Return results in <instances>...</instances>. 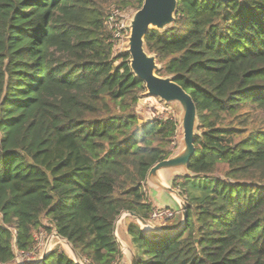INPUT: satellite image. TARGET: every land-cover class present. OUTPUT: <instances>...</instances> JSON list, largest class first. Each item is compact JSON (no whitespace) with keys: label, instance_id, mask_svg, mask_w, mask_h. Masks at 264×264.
<instances>
[{"label":"trees","instance_id":"1","mask_svg":"<svg viewBox=\"0 0 264 264\" xmlns=\"http://www.w3.org/2000/svg\"><path fill=\"white\" fill-rule=\"evenodd\" d=\"M141 5L0 0V264L32 253L40 230L88 264H128L115 222L148 219L147 174L178 127L138 120L144 84L104 26L112 7ZM144 42L196 106L184 183L210 182L173 235L125 218L135 264H264V0H177L172 26ZM40 264L77 263L55 248Z\"/></svg>","mask_w":264,"mask_h":264},{"label":"water","instance_id":"2","mask_svg":"<svg viewBox=\"0 0 264 264\" xmlns=\"http://www.w3.org/2000/svg\"><path fill=\"white\" fill-rule=\"evenodd\" d=\"M217 1L226 3L228 1L240 2L241 0ZM176 10L177 0H142L141 7L133 13L129 22L126 53L130 58L129 66L132 74L144 84V97L157 98L164 104L174 103L180 109L178 124L182 133L181 142L168 159L155 164L149 170L146 178L149 196L152 193H156L158 196L163 193L169 195L179 207L176 214L180 216V220L177 225L165 229L156 227L135 214L123 213L115 222L114 233L118 223L126 217L133 218L139 224L142 233L152 239L173 235L182 230L186 224V200L172 189L171 183L175 176L182 175L189 178L194 176L188 171V165L195 155L194 142L199 128L196 106L191 96L174 81L173 77L157 75L161 66L157 63L155 55L148 53L144 42L149 30L163 32L170 28L175 21ZM53 236L60 241H65L56 234ZM115 237L119 242L116 233ZM67 245L70 246L68 243ZM70 251L74 254V258H78L71 246ZM44 258L45 256L37 264L42 263ZM129 264H135V258L131 251Z\"/></svg>","mask_w":264,"mask_h":264},{"label":"rangeland","instance_id":"3","mask_svg":"<svg viewBox=\"0 0 264 264\" xmlns=\"http://www.w3.org/2000/svg\"><path fill=\"white\" fill-rule=\"evenodd\" d=\"M134 13L133 9L125 10L124 16L126 17V26H129L130 19ZM129 28V27H128ZM127 46V44L125 45ZM122 43L121 47L118 48V52L123 51L125 47ZM133 111L137 116L140 122H144L146 120L165 117V118H173L178 123V118L180 114L179 107L174 104H164L160 100L154 97H142L139 99L138 103L134 106ZM182 133L181 128L178 124L177 132H176V139L173 141L175 147L171 144L172 152H175L181 142ZM182 175L175 176L171 187L173 190L178 192L182 198L188 201L189 204L194 205L195 203L201 201L208 192L209 182L210 179L208 178H194V179H187L184 183ZM149 190L145 189V195L147 197L146 202L151 204V211L154 208H165L172 210L174 212V216L172 219L168 220L167 222H163L160 224H156V227L159 228H172L174 225L179 223L180 216H177L176 211H178L179 207L176 203L169 197V195L163 193L158 196L156 193H152L151 196L148 195ZM186 201V203H187ZM150 211V212H151ZM125 225V218L122 219L118 225L116 226V236L120 240L121 244H123V252L127 256L129 247L128 245L121 240L123 236V228ZM39 232H42L39 233ZM34 249L33 252L26 255H16V260L12 264H37L38 261L42 259L43 256L48 255L53 249H58L60 251H65L71 258H74V254L70 251V246L67 245L65 241H60L55 236L49 235L44 230H40L35 233L34 235Z\"/></svg>","mask_w":264,"mask_h":264},{"label":"built area","instance_id":"4","mask_svg":"<svg viewBox=\"0 0 264 264\" xmlns=\"http://www.w3.org/2000/svg\"><path fill=\"white\" fill-rule=\"evenodd\" d=\"M124 12L125 11H121L117 8L112 7L109 10L107 17L104 21V26L109 33V42L113 45L115 52H118V48H122L121 47L122 43L124 46L127 44V38L129 36V28L128 26H126L127 19L124 16ZM121 52H126V46ZM154 119H167V118L159 117ZM175 139H176V133L171 142L173 147H175V144L173 143ZM173 216H174V212L172 210H169L167 208H154L149 213L147 221L153 225H156L163 222H167L168 220L172 219ZM39 233L42 234V232ZM119 244L121 245V249L123 250V244H121L120 240H119ZM122 253L124 254L123 251ZM73 260L77 264H88V261L86 259L73 258Z\"/></svg>","mask_w":264,"mask_h":264},{"label":"crops","instance_id":"5","mask_svg":"<svg viewBox=\"0 0 264 264\" xmlns=\"http://www.w3.org/2000/svg\"><path fill=\"white\" fill-rule=\"evenodd\" d=\"M148 195H149V192H148ZM122 232H123V236L121 237V240L123 242H125L128 245V247H129V239H128L127 233L125 231V225H124V228H123V231ZM124 256H125V259L127 260V263L129 264V261H130V251H128V255L127 256L125 254H124Z\"/></svg>","mask_w":264,"mask_h":264}]
</instances>
